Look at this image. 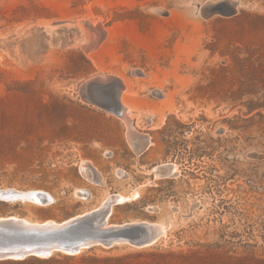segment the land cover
I'll return each instance as SVG.
<instances>
[{
	"label": "rangeland",
	"instance_id": "1",
	"mask_svg": "<svg viewBox=\"0 0 264 264\" xmlns=\"http://www.w3.org/2000/svg\"><path fill=\"white\" fill-rule=\"evenodd\" d=\"M208 1L0 0V187L54 198L0 200V217L64 221L115 192L130 200L109 222L167 227L145 247L96 244L0 264H264V0H232L233 14L210 0L220 12L206 17ZM86 21L108 32L89 53ZM101 75L121 78L135 128L152 136L140 157L124 119L81 94ZM92 158L117 178L105 173L98 187L80 169ZM161 163L179 174L157 177Z\"/></svg>",
	"mask_w": 264,
	"mask_h": 264
},
{
	"label": "bare ground",
	"instance_id": "2",
	"mask_svg": "<svg viewBox=\"0 0 264 264\" xmlns=\"http://www.w3.org/2000/svg\"><path fill=\"white\" fill-rule=\"evenodd\" d=\"M226 2H228L227 4V8L229 7L228 11L232 14L237 13L235 11L238 7V2L236 3L232 0L226 1ZM217 4L218 2L215 3L209 0L205 4L199 5V11L206 17H210L217 13L219 14L220 6ZM229 4L231 5V8H233L234 11L233 10L230 11L231 9H230ZM86 24H87V29H88V31L87 30L86 31L89 33L88 36H91V37L89 38L90 40L83 43V47L89 53L95 50L104 41L108 32L101 22L86 21ZM109 76L110 75H101L100 78L102 80H106L109 78ZM92 79L93 78L87 80L81 86V94L83 98L89 102H92L91 98L88 95H85L86 94L85 91L87 89L86 87H88L89 84H92L93 82ZM125 88H126V84L123 83V87L121 88V96ZM120 100H121L122 106L119 108L120 109L119 112L114 111L112 113L117 114L122 119H124V121L127 123V126H128L127 134H128L129 140L133 143L134 141L140 139L139 140L141 141L139 142L140 150L141 151L145 150V148L147 147V140L145 137L146 134L144 132L138 131L135 128L133 116H132L133 111H131V107L125 104L122 101V98H120ZM80 165H81L80 166L81 172L86 177H88L91 181L99 183V184H103L105 182L104 176L101 175V172H99V170L97 169V166H95V164L92 161H90V159L83 160ZM153 170H154V174L156 173L157 177H161L165 175H169V176L173 175L175 177L176 174H179L178 168L176 164L174 163H161L155 166ZM53 199L54 198L52 197V195L48 191H44V190H37V189L19 190L15 187H11V188L0 187V200H7V201L10 200L13 202L22 200V201H33V202L40 203V204H49L53 201ZM128 199L130 200V198L125 196L124 194L115 193V192L110 193L106 197V199L96 208H93L92 210H88L85 213L77 214L64 221H56L53 219H49L47 221L45 220V221L39 222V221L31 220L27 217H22V216L15 215V214L1 216L0 224L5 223V222L6 223L13 222L16 227L24 226L25 228L33 229L35 231L37 230V232H40V233L52 227L62 228L74 220H79L81 218L91 216V215L98 216L96 217L95 222H93L94 224L92 225V227H95L94 229H96L97 231H108L112 229L113 230L120 229V230L126 231V229H129L131 226L133 227L134 225L138 227V231L137 232L130 231L127 233L123 232L121 235L120 234L119 235L109 234L107 236L98 235L95 237H89L86 240L81 241L79 245L75 247L71 245H64V244H59V243H55L54 245H49V246H39L37 243H31V242H25V241L19 243L18 245L12 246L9 243H5L6 242L5 240H2L0 243L1 245L0 255L3 256L5 254H9V257H1L0 259H8V258L22 259V258L31 256V255L49 257L57 250H62L67 253L73 254V253L81 252V250H83L84 248L90 247L96 244H102V245L111 247L116 244L128 242V243H132L133 245L145 247V246H149L150 244L155 243L162 235H165V233L167 232V227L162 223L151 222L148 220H135V221L124 222V223L109 222V216L110 214H112L114 206L116 204L123 203L127 201ZM145 226H147V228L142 231V229ZM24 236L26 235L24 234ZM24 236L20 235V237H24ZM8 245H11V246L8 249H5L6 248L5 246H8ZM2 246H4V248ZM22 254H25V257H23Z\"/></svg>",
	"mask_w": 264,
	"mask_h": 264
},
{
	"label": "water",
	"instance_id": "3",
	"mask_svg": "<svg viewBox=\"0 0 264 264\" xmlns=\"http://www.w3.org/2000/svg\"><path fill=\"white\" fill-rule=\"evenodd\" d=\"M92 80V84H89V86L86 87L85 95H88L91 98L92 103H96L111 112H119V108L122 106L120 100L121 88L123 87L122 80L114 75H110L106 80H102L99 76H95ZM96 217L98 216H87L79 220H74L62 228L52 227L41 233L37 232V230L35 231L33 229L25 228L24 226L16 227L13 222H5L0 224V243L2 240H5V243H9L13 246L25 241L37 243L39 246H49L59 243L75 247L78 246L81 241H84L89 237H95L98 235L107 236L109 234L121 235L123 232L138 231L136 225L133 227L131 226L129 229H126V231L120 229L97 231L94 229L95 227H92ZM146 228L147 226H145L142 231ZM24 234L26 236H24ZM20 235H23L25 238L20 237ZM11 245L5 246V249H8ZM2 247L4 248V246ZM22 256L25 257V254H22ZM1 257H9V254L3 256L0 255V258Z\"/></svg>",
	"mask_w": 264,
	"mask_h": 264
},
{
	"label": "built area",
	"instance_id": "4",
	"mask_svg": "<svg viewBox=\"0 0 264 264\" xmlns=\"http://www.w3.org/2000/svg\"><path fill=\"white\" fill-rule=\"evenodd\" d=\"M223 3L225 4V5H227L228 4V2H226V1H223ZM230 5V4H229ZM222 7V6H221ZM230 11H232L233 10V8H231V5H230ZM234 11V10H233ZM136 74H138V75H145L146 73L143 71V70H140V69H137V70H135L134 71ZM152 93H153V95L155 96V97H158V98H165V93H163L161 90H159V89H153V91H152ZM150 116H148V117H146V122L148 123V124H153V121H154V115L151 113V114H149ZM146 134V140H147V147L145 148V150H140V147H139V145H140V143L139 142H141V141H139V140H136V141H134L133 143H131V146H132V150H133V152H134V154H136V155H138L139 157L141 156V154L143 153V152H145L147 149H149L150 148V146L153 144V141H152V136L149 134V133H145ZM142 139V138H141ZM104 154L107 156V157H114V155H115V151L114 150H111V149H107V150H105V152H104ZM118 173H119V176L122 178V177H124V178H126L127 177V171L126 170H124V169H120L119 171H118ZM164 177H171V176H168V175H165ZM79 195H80V197L81 198H84V199H90L91 198V196H92V192L90 191V190H88V189H81L80 191H79Z\"/></svg>",
	"mask_w": 264,
	"mask_h": 264
},
{
	"label": "crops",
	"instance_id": "5",
	"mask_svg": "<svg viewBox=\"0 0 264 264\" xmlns=\"http://www.w3.org/2000/svg\"><path fill=\"white\" fill-rule=\"evenodd\" d=\"M102 44V43H101ZM100 44V45H101ZM100 45L96 48L98 49L100 47ZM95 49V50H96ZM94 51V50H93ZM140 103V102H139ZM139 103H137V105H139ZM141 105L143 103H140ZM94 164L97 166L99 172H101V175H104L105 173L107 175H110L111 178H117L116 177V168L114 165H110V164H105L101 159L99 158H92ZM102 186V184L98 185V187ZM100 191H98L96 193V195L98 194L99 197H101V195L104 193L103 190L101 188H99Z\"/></svg>",
	"mask_w": 264,
	"mask_h": 264
}]
</instances>
